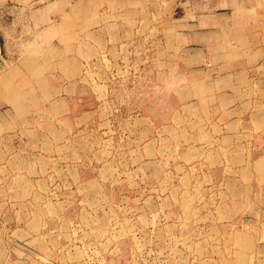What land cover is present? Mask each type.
<instances>
[{
	"label": "crops",
	"instance_id": "obj_1",
	"mask_svg": "<svg viewBox=\"0 0 264 264\" xmlns=\"http://www.w3.org/2000/svg\"><path fill=\"white\" fill-rule=\"evenodd\" d=\"M0 60V264H54L40 205L90 202L103 164L75 141L110 125L127 65L121 154L161 192L147 202L191 205L195 231H264V0H0ZM233 251L264 264L260 239Z\"/></svg>",
	"mask_w": 264,
	"mask_h": 264
},
{
	"label": "rangeland",
	"instance_id": "obj_2",
	"mask_svg": "<svg viewBox=\"0 0 264 264\" xmlns=\"http://www.w3.org/2000/svg\"><path fill=\"white\" fill-rule=\"evenodd\" d=\"M1 37V46L5 48L1 55L4 56L7 44L6 38ZM116 70L118 68L114 70L115 75ZM131 70L128 65L120 67L119 75L117 73L113 80L114 90L108 94L115 104L110 125L105 127L96 122L89 131L90 139L75 141L78 148H92L94 164H103V172L93 173L101 174V179L86 188L90 190V202L40 205L43 216L55 217L48 220L46 228L60 235L47 240V245L42 247L45 255L50 256L54 264H249L239 258L241 253L233 250L251 243L252 238L264 243V231H195L197 221L192 216L191 205L183 206L185 219L178 220L174 203L152 205L147 202L148 193L161 195V192L145 185L146 176L131 172L130 155L122 157L121 154L133 142L128 130L132 111L126 106L139 95L138 89H132L135 77ZM162 96L163 93L156 94L158 103H163ZM104 114L106 111L101 113ZM124 119L130 121L126 123ZM51 192L47 189L49 196ZM176 195L175 190L173 196ZM156 204L160 214L149 219L152 218L149 208L153 209ZM166 206L169 214L162 213Z\"/></svg>",
	"mask_w": 264,
	"mask_h": 264
}]
</instances>
